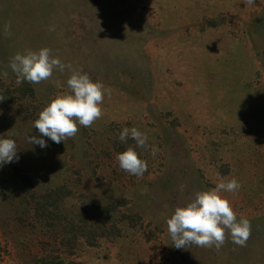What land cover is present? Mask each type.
Masks as SVG:
<instances>
[{
	"label": "rangeland",
	"instance_id": "1",
	"mask_svg": "<svg viewBox=\"0 0 264 264\" xmlns=\"http://www.w3.org/2000/svg\"><path fill=\"white\" fill-rule=\"evenodd\" d=\"M43 47L105 96L91 127L41 148L28 136L72 70L17 85L8 65ZM0 97V138L18 157L0 165V264H264V0H0ZM124 127L156 156L120 142ZM128 147L142 177L119 168ZM233 178L242 187L222 195L251 222L247 246L175 248V208ZM83 204L102 210L95 235Z\"/></svg>",
	"mask_w": 264,
	"mask_h": 264
},
{
	"label": "clouds",
	"instance_id": "2",
	"mask_svg": "<svg viewBox=\"0 0 264 264\" xmlns=\"http://www.w3.org/2000/svg\"><path fill=\"white\" fill-rule=\"evenodd\" d=\"M242 3L254 6L255 0H242ZM49 31H55V27L50 26ZM3 32L5 36L11 35L10 22L4 25ZM8 66L16 76L17 85L25 81L31 84L47 81L54 69L61 73L66 68L72 70L71 64L53 57L48 47L38 51L26 50L23 54L17 52L10 57ZM2 75L7 78V71ZM66 83L70 93L56 96L40 111L33 124L40 135L28 136L30 144L46 147L43 137L57 144L66 142L77 135L79 126L91 127L102 117L105 92L101 82L93 81L87 73L72 70ZM118 138L122 143L131 138L137 147L150 151L153 157L159 152L158 147L148 144L147 134L136 127H124ZM14 158L18 159L16 142L0 138V165L12 162ZM116 160L121 170L138 178L147 171V162L132 147L118 153ZM241 187L236 178L220 182L214 188L196 192L186 205L176 207L166 221L172 245L177 249L196 246L219 250L230 237L234 245L246 247L251 237V222L243 216L238 220L230 201L222 195L223 192H238Z\"/></svg>",
	"mask_w": 264,
	"mask_h": 264
},
{
	"label": "trees",
	"instance_id": "3",
	"mask_svg": "<svg viewBox=\"0 0 264 264\" xmlns=\"http://www.w3.org/2000/svg\"><path fill=\"white\" fill-rule=\"evenodd\" d=\"M97 209V213L95 214V216L93 217V219L92 220H95L96 222H95V224H96V226L94 225V228H92V233H91V235H95L96 234V232L97 231H99V230H103V228L102 227H99V225H100V217H101V213H102V210H99V207L98 206H88L87 207V205H84L83 204V207H82V209L80 210L79 209V211H78V214L80 213V214H88V213H94V211ZM99 210V211H98ZM50 220V219H49ZM49 220H47V221H49ZM47 225H49L48 223H47ZM101 226V225H100ZM97 236L98 235H96L94 238H89L90 239V242H91V244H94L95 243V240H96V238H97ZM72 264H74V263H72Z\"/></svg>",
	"mask_w": 264,
	"mask_h": 264
}]
</instances>
